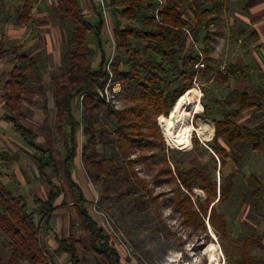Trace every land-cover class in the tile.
Wrapping results in <instances>:
<instances>
[{
    "label": "trees",
    "instance_id": "obj_1",
    "mask_svg": "<svg viewBox=\"0 0 264 264\" xmlns=\"http://www.w3.org/2000/svg\"><path fill=\"white\" fill-rule=\"evenodd\" d=\"M192 8L191 13L197 27L203 26L205 30L208 26L219 28L223 10L222 0H201V4L192 6L193 0H184ZM61 24H69L70 35L68 46L70 50L66 53L70 61V68L67 75V83L60 85L53 92V102L56 111V118L59 122H64L68 127V132H60L64 140L65 157L58 162L52 156L46 160V156L51 151H43L36 144L37 134L23 124L14 116L20 115L19 102L22 89L28 82L27 72L31 68L28 54L22 50L21 46L4 50V55H12L14 67L10 73L9 80L4 85V104L13 114L6 116L5 120L11 124L14 132L22 141L32 149L37 155L34 158L38 174L48 179L57 177L61 172L66 183V188L71 197L73 209L78 218L81 230L88 235L91 251L102 258L106 264H121V254L111 238L98 226L87 209V201L80 186L74 181L72 176V166L77 156V136L80 130V137L84 142L81 148V162L90 180L106 182L107 176L104 163L106 160L99 157L97 146L105 144L107 134L104 129H96L98 124L97 112L105 111L108 118L113 122L112 136L114 148L129 171L128 180L134 186L125 192L116 195L117 200L125 196L132 197L136 189L140 190L139 199L146 197V200L156 202L152 198V189L145 179L139 176L137 165L144 166L151 170L155 164L157 155L153 153L155 149L159 151L167 149L156 126V119L161 128L165 124L167 117L177 99L185 92L192 89L194 80H206L211 78L221 84H225L229 77L235 74V69H231L228 75H223L215 71L211 65V47L208 45L216 39L213 36L222 35L219 30L216 33L207 32L203 43L205 48L197 54L190 50L184 52L186 44V30L188 22L180 11L179 5L174 0H164L159 6L156 0H124L122 14L134 20L137 26H122L115 23L113 29V39L115 48L124 52L128 56V66L119 68V63L110 62L108 69L109 51L103 49L101 40L102 28L104 25L101 15L97 16V22L93 24L84 15L80 0H55ZM154 8L152 15L147 16L148 9ZM16 20L18 24H25L29 20L31 12L30 0H24L21 8L16 9ZM97 43L100 53L99 64L92 68L88 59V47L86 38L89 33ZM216 34V35H215ZM137 36L146 42L145 51H149L151 56L146 59L139 57L138 50L134 49L128 41L129 37ZM194 38L197 41L196 34ZM202 64L203 69L197 70L195 66ZM173 76L172 79L169 77ZM107 85L111 91H119L133 105L124 110H116L111 104L102 105L92 97L98 95V90H103ZM258 98L264 103V91L257 92ZM76 100L80 104V118L77 120L72 114V103ZM250 96L247 92L232 90L228 96L220 103L221 107L229 108L220 121H212L214 125V147L212 161L220 168L224 167L227 160L237 163L238 157L233 150H226L219 145L218 140H224L233 145L237 141L253 140V149L260 148L264 143V125L250 131L245 129L238 131L233 126V120L240 116L242 111L257 105L249 103ZM237 104L236 109L232 108ZM206 112L204 108L203 113ZM207 124V123H206ZM210 131H209V127ZM207 131L203 135L210 139L213 134V127L208 122ZM193 146L197 147L199 142L192 139ZM168 150V149H167ZM149 154V155H148ZM135 156V159H131ZM100 158L99 160H97ZM152 159V160H151ZM10 159L5 154H0V161L8 162ZM164 159L160 169L157 171L154 182L159 183L158 177L164 176L166 183L177 181L185 192L178 191L168 200L169 207L173 212L179 214L182 224L205 231V220L207 224L220 236L226 233L227 224L223 216L216 210V204H221L231 194L232 178L230 174L220 179L218 184L213 178L204 172L202 166L191 167L186 171L179 168L171 169ZM50 169V172H46ZM0 173V231L10 241V255L6 264H56L50 250L44 245L41 239V229L48 230L52 214L67 203L62 199L61 204L56 201L64 195V191L57 187L50 190L45 200H35L36 208L28 211L26 200L23 197L11 193L1 181ZM254 184L259 185L256 178H251ZM198 181L200 189L205 192L206 199L202 203H193L191 191L193 182ZM110 190L104 188L103 194L98 201V207L111 202ZM142 200L144 206L147 201ZM39 216L40 222L35 221ZM175 237L167 234V237ZM78 241L71 235L57 240L58 251L69 257L70 264H80L76 243ZM250 264H261L259 261L250 260ZM264 264V262L262 263Z\"/></svg>",
    "mask_w": 264,
    "mask_h": 264
},
{
    "label": "rangeland",
    "instance_id": "obj_2",
    "mask_svg": "<svg viewBox=\"0 0 264 264\" xmlns=\"http://www.w3.org/2000/svg\"><path fill=\"white\" fill-rule=\"evenodd\" d=\"M123 1L105 0L108 7L105 16L100 14L98 0L81 1V7L88 21L95 24L98 15L103 18L104 25L101 40L103 49L105 51L110 50L107 69L110 62L119 63L120 69L128 66V56L114 47L113 39V29L116 22H119L122 26H137L134 20L122 14L124 9ZM161 1L163 2L164 0ZM174 1L178 3L181 13L188 22L185 32L187 39L183 51L190 50L192 53L197 54L198 51H202L205 48L203 39L206 33H216L220 29L218 30L216 26H208L206 30L203 26L197 27L191 13L192 8L184 0ZM22 3L23 0H0V27L2 28V34L10 35L8 31H10L11 27H19L16 25L17 22H15L17 16L15 8L20 9ZM200 4L201 0H193L192 2L193 7ZM153 12L154 8L148 9L147 16L152 15ZM31 17L36 20L30 25V35L33 38L28 41L25 48L31 60V68L27 72L28 82L24 90L22 89L21 95L26 99L35 98L36 101L42 99L44 102L47 99L49 105L45 102L43 104L35 103L34 105L25 103L23 106L29 109L31 106L39 108L47 105L49 108L44 112L43 121L38 122L33 120V114L27 112L26 109H21L22 105L19 102L18 106L21 116L16 114L14 116L26 128L39 130L49 140L52 148L51 155L49 154L45 159L48 160V157L52 156V158L60 162L65 156V150L64 140L58 130L63 127L68 131V127L64 122L57 120L52 95L55 89L67 83L70 61L66 53L70 50L68 40L71 32L69 24H61L55 0H46L44 6L41 5V0L37 1L33 7ZM224 23L228 39L219 42L220 46L217 43L214 44V42L208 45L213 47V49L214 46H218L216 55L212 52L210 56L212 59L211 65L215 71H219L220 67H224V63L232 55L233 52L231 51L230 53L228 46L234 43L240 44L237 42L238 37L236 38L233 31L229 30L228 17H225ZM194 34H196L197 41L194 38ZM213 37L215 39L218 38L216 36ZM6 39H3V46L0 48L3 51L11 49V45L14 44L13 41L15 40ZM128 41L134 49L140 51L139 57L141 59L151 56L149 51L144 50L146 42L139 37H129ZM86 46L88 47L90 64L92 68H96L99 64L100 53L92 32L86 38ZM11 63L10 60L7 65H3L5 72L8 67H11ZM227 68L228 66L223 68L226 73L230 72ZM5 72H3L1 79L5 78ZM210 76L212 78L213 74ZM169 78L172 79L173 76ZM211 78L206 80L197 79L193 82L190 90L196 91L198 98L193 99V104L187 110L188 115L184 120V124L193 129L191 128L183 142L176 143L167 136V120L160 128L158 124L160 116L156 119V126L168 150L159 151V149H155L153 151L157 156L153 158L155 164L151 170H147L142 165H137L139 176L145 179L152 189L151 195L152 198L156 199V202L146 200V197L139 199V189L135 190L132 197L125 196L121 200L116 199L118 193L125 192L128 188L135 186L132 181L128 180L129 171L118 151L109 142L114 140L111 134L113 131L112 120L107 117L105 111L97 112L98 124L96 129H104L109 134L107 139L104 140L105 144L97 146L99 157L106 160L104 167L107 176L104 178L106 182H95L85 176L86 179L88 178L86 180L87 187H89L91 193V196L87 193V209L102 229L100 214L107 215L114 225L123 232L125 240L146 264H211L210 253L207 250L209 245L216 247L217 264H250V260L259 261L261 264L264 262V143H261L260 148L255 150L252 148L254 145L253 140L245 139L237 141L233 145L228 144L224 140H218L219 145L223 148L228 151H234L238 161L234 163L228 159L226 165L220 168L219 163L217 162L215 166L211 158L213 156L211 148L214 147V125L212 121H220L230 110L227 107H221L220 103L235 87L241 92H248L250 96L249 103L254 105L260 103L261 106L259 108L254 106L242 111L240 116L233 120V126L240 132L245 129L253 131L264 125V103L257 95L259 90L264 91V85L245 88V82L237 80L242 78V75L238 76L237 79H231L226 84L212 81ZM105 90L106 93L104 94ZM92 98L102 105L111 104L119 111L133 105L119 91L112 92L109 85L103 90H98V95ZM237 107V104L232 105L234 109ZM204 108H206V112L203 113ZM72 113L79 120L80 104L76 100L72 103ZM208 122L213 127V134L210 139L203 135L207 131ZM193 138L199 142L197 147L193 146ZM82 142L84 140L83 137H80V130H78L77 156L81 153ZM131 159H135V156H132ZM164 159L173 171L176 168L186 171L191 167L200 165L204 168V172L210 175L218 184L222 177L234 174L230 196L223 203L216 204L217 213L224 217L227 224L226 233L223 237H220L207 224V218L205 220V231L183 225L179 214L173 212L169 207L168 200L173 194L178 191L185 192V190L180 187L176 180L172 183H166L164 176H159V183L155 184L156 173ZM10 167L11 165L6 168L0 167L1 175L5 177L1 181L9 191L20 193L22 185L19 180H24V176H22L21 172L19 173L18 171L17 173V170L14 171V167L12 169ZM46 172H50V169ZM7 177L13 182L7 181ZM51 177L52 186L64 191V195L57 199L56 204L60 205L62 199L67 203L66 206L60 207L62 213L60 212L59 221L56 222V225L54 224L52 229H41V239L47 249L50 250L54 262L56 264H70L69 257L59 253L57 240L59 237L71 235L78 241L76 248L80 264H106L102 258L96 256L90 249L88 235L81 230L62 173L60 172L57 177ZM252 177L258 180L259 185L254 184ZM105 187L109 188V196L112 200L110 203H105L104 206L98 207V201ZM27 190L29 194L25 196V200L28 211L31 212L36 208L35 200L44 199L40 198V194L37 192L38 189L27 188ZM190 196L193 203H202L206 199V194L200 189L198 181L193 182ZM142 200L147 201L144 206L141 205ZM35 221L40 222L38 215L35 217ZM168 233L173 234L175 237H167ZM9 245V239L0 231V264H6L8 260L10 255ZM121 263H129L122 254Z\"/></svg>",
    "mask_w": 264,
    "mask_h": 264
},
{
    "label": "crops",
    "instance_id": "obj_3",
    "mask_svg": "<svg viewBox=\"0 0 264 264\" xmlns=\"http://www.w3.org/2000/svg\"><path fill=\"white\" fill-rule=\"evenodd\" d=\"M37 1L39 0H30L31 12L28 17L29 18L28 22H26L25 24L16 23V25L19 27H16V28L11 27L10 31H8V34L10 35L2 34V28L0 27V48L3 46L4 38H7L6 40L11 38V40L15 39L13 41L14 44L11 45L12 48L21 46L22 50L26 52L25 48L27 46V43L29 40H32L33 38V36L30 35L31 33L30 25H32V23H34L36 20H34L31 17V14L33 12V7L36 5ZM45 1L46 0H41L42 6H44ZM81 1L82 0H80V4H81ZM222 1H223L224 6L222 10L221 22L218 28L220 29L222 35L216 38V40L214 41V44L217 43V45L220 46L219 42L224 41L225 39H228L227 32L225 30V23H224L225 17H228V20H229V27H230L229 30L233 31V34L236 35L235 37L236 38L238 37L237 42L240 43L238 45L237 43H234L228 46L230 48V53L231 51L233 53L229 57L228 61L224 63V67L228 66L227 68L228 71H230L231 69H235V74L230 76L226 83H228L231 79L233 78L237 79L238 76L242 75V78H239L237 80L238 81L242 80V82H245L244 83V85H246L245 88H248L250 86L257 87L262 84L264 85V0H222ZM23 3H24V0H23ZM16 9L17 8H15V10ZM15 22H17V20ZM217 45L214 46V49L213 47H211L212 48L211 55H212V52L214 55H216V51H218ZM2 51L3 50L0 49V154L7 155L10 160L8 162L0 161V167L6 168L11 165L10 169L14 167V171L17 170V173L19 171V173L21 172L22 176H24L23 177L24 180H21V181L19 180V183L22 185L21 192L18 193V192L10 191L11 193H14V195L23 197L25 199V196L29 194V191H28L29 189L27 190V188H34V189L36 188L38 189L37 192L38 194H40V198L45 200L48 197L50 190L52 189V186H50V183L52 185V182H51L52 177H49L48 179H46V178L41 177L38 174L37 167L34 164V158H36L37 155L14 132L11 124L5 120L6 116L13 115L5 107L3 94H4V85L10 78V73L14 67L15 62L13 60L12 55H8V56L4 55L1 53ZM26 54L28 53L26 52ZM28 57H29V54H28ZM9 58L12 62L11 63L12 65L11 67H8V69H6L8 72L7 71L5 72V70H3L4 68L3 65H7L9 63L10 61L8 60ZM224 67H220L218 70L223 75H228L229 72L226 73L223 71ZM3 72L6 73L5 74L6 76L4 79H1V77H3ZM211 80L212 81L214 80L213 77L211 78ZM232 90L240 91L236 87L233 88ZM39 100L36 101L35 98L26 99V98H23V96L21 95L20 103L22 105L21 106L22 110L26 109L27 112H29L30 114H33V120L42 122L44 119V112L49 108V106L44 105L43 107H39V108L31 106L29 109L23 106L25 103H28L29 105H34L35 103L43 104L45 102L49 105V101H47V99L44 102L42 101V99H39ZM52 101H53V97H52ZM53 105H54V102H53ZM54 109H55V106H54ZM55 116H56V111H55ZM31 131L37 134L36 144L38 148L43 151H51L52 148L50 147L49 140L39 130H31ZM61 131L68 132L63 127L59 128L58 130L59 134ZM50 155H51V152H50ZM77 164L79 165V167ZM72 176H73L74 181L82 189L84 196L86 198V201H87V193L90 196H91V193H90L89 187H87L86 180L88 178L86 179V177H88V175L82 166L80 155L76 156L74 160V163L72 166ZM3 177L4 176H2L1 179ZM6 179L10 183L13 182L12 180H10L9 177H7ZM60 212L62 213L61 209L59 208L52 214V219L49 223V228L52 229V226L54 224L56 225V222L59 221L58 216H60L61 214ZM60 238L62 237H59L58 239ZM121 254L123 256V253ZM125 264H129V263H125Z\"/></svg>",
    "mask_w": 264,
    "mask_h": 264
},
{
    "label": "bare ground",
    "instance_id": "obj_4",
    "mask_svg": "<svg viewBox=\"0 0 264 264\" xmlns=\"http://www.w3.org/2000/svg\"><path fill=\"white\" fill-rule=\"evenodd\" d=\"M197 98L198 93L194 90H189L177 99L168 115L166 134L176 143L183 142L192 128L188 125H185L184 120L188 115L187 110L193 104V99ZM207 250L210 253L211 264H217L216 247L214 245H209Z\"/></svg>",
    "mask_w": 264,
    "mask_h": 264
},
{
    "label": "built area",
    "instance_id": "obj_5",
    "mask_svg": "<svg viewBox=\"0 0 264 264\" xmlns=\"http://www.w3.org/2000/svg\"><path fill=\"white\" fill-rule=\"evenodd\" d=\"M159 6L162 5V1L158 0ZM99 10L100 14L104 15L107 12V3L105 0H98ZM197 69H203L202 64H197L195 66ZM106 93V90L104 91V94ZM102 218V227H100L104 232L111 238L112 241H114L115 245L121 249L124 258L129 262V264H146V262L143 261V259L135 252L133 247L125 240V236L123 232L118 229L114 223L107 217L105 214H100Z\"/></svg>",
    "mask_w": 264,
    "mask_h": 264
}]
</instances>
